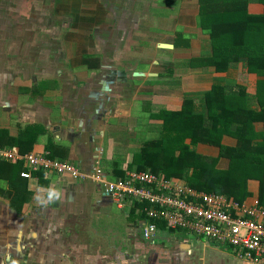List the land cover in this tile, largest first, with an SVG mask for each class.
Returning <instances> with one entry per match:
<instances>
[{
    "label": "crops",
    "instance_id": "1",
    "mask_svg": "<svg viewBox=\"0 0 264 264\" xmlns=\"http://www.w3.org/2000/svg\"><path fill=\"white\" fill-rule=\"evenodd\" d=\"M202 12L207 25L222 24L237 15H262L264 4L0 0V148L65 161L83 174L101 167L116 181L131 171L144 143L139 126L155 130L161 124L156 111H180L186 97L210 91L218 79L228 94L244 87L255 96L264 77L248 73L243 63L226 72L208 66L212 37L200 23ZM223 143L235 146L237 140L225 136ZM197 149L219 156L214 146ZM218 167L227 169L229 161L220 159ZM28 169L26 162L0 159V264L196 259L201 238L163 221L152 240L144 239L151 221L146 204L128 200L120 206L92 180L69 174L42 170L25 179L21 173ZM49 188L60 199L38 204L36 197L46 199ZM250 188L255 194L246 202L258 198V183Z\"/></svg>",
    "mask_w": 264,
    "mask_h": 264
},
{
    "label": "trees",
    "instance_id": "2",
    "mask_svg": "<svg viewBox=\"0 0 264 264\" xmlns=\"http://www.w3.org/2000/svg\"><path fill=\"white\" fill-rule=\"evenodd\" d=\"M206 19L202 12L200 23L212 37L208 66L226 72L243 63L248 73L264 77V14L237 15L222 24L207 25ZM222 83L218 79L210 91L186 97L180 111L158 112V135L144 141L129 170L177 178L197 190L239 202L254 196L250 183L255 181L264 206V80L259 81L255 96L244 87L236 95L228 94ZM225 136L235 138L237 144L225 145ZM200 144L217 147L219 156L198 152ZM222 158L229 161L227 169L218 167Z\"/></svg>",
    "mask_w": 264,
    "mask_h": 264
},
{
    "label": "built area",
    "instance_id": "3",
    "mask_svg": "<svg viewBox=\"0 0 264 264\" xmlns=\"http://www.w3.org/2000/svg\"><path fill=\"white\" fill-rule=\"evenodd\" d=\"M0 159L26 162L29 171L21 173L25 179L32 178L31 172L42 170L69 174L75 179L92 180L120 206L128 200L146 204L143 211L151 221L142 230L145 240L156 236L157 221H163L171 230L228 245L247 263L264 264V206L258 198L239 202L223 194L197 190L177 178L145 171H128L124 178L110 181L101 167L83 174L68 162L34 152L20 154L0 148Z\"/></svg>",
    "mask_w": 264,
    "mask_h": 264
},
{
    "label": "rangeland",
    "instance_id": "4",
    "mask_svg": "<svg viewBox=\"0 0 264 264\" xmlns=\"http://www.w3.org/2000/svg\"><path fill=\"white\" fill-rule=\"evenodd\" d=\"M141 69L143 68L141 67ZM158 112L156 111L155 113L157 114ZM142 125L143 124L139 126L140 142L147 141L153 138L154 136L158 135V131H155L157 129V126H155V130H151L152 128H154L153 126L147 125V123L143 126ZM194 255L196 256V259H191L193 264H247L245 260H242L237 255V252L234 248L223 244L211 245L209 241L205 238H201V240L199 241V246L195 249ZM143 262L144 261H142V264H149Z\"/></svg>",
    "mask_w": 264,
    "mask_h": 264
},
{
    "label": "clouds",
    "instance_id": "5",
    "mask_svg": "<svg viewBox=\"0 0 264 264\" xmlns=\"http://www.w3.org/2000/svg\"><path fill=\"white\" fill-rule=\"evenodd\" d=\"M60 192L55 189V188H49V190L47 191V195H46V199L42 198L40 196L36 197V202L38 204H45V203H50L54 200H59L60 199Z\"/></svg>",
    "mask_w": 264,
    "mask_h": 264
}]
</instances>
